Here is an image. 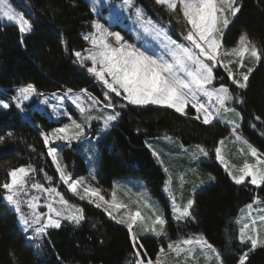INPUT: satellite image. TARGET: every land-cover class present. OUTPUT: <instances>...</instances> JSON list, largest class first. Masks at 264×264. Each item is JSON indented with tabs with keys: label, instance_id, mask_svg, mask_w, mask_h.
Segmentation results:
<instances>
[{
	"label": "snow or ice",
	"instance_id": "snow-or-ice-1",
	"mask_svg": "<svg viewBox=\"0 0 264 264\" xmlns=\"http://www.w3.org/2000/svg\"><path fill=\"white\" fill-rule=\"evenodd\" d=\"M155 3L163 6L170 14L168 23L148 17L143 8L135 6L134 0H122V3L116 5L117 12L122 15L126 11L127 19L133 24L135 40L131 42L124 39L120 32L111 31L113 25H106L102 18L90 22L91 31L82 34L88 47L80 51L74 50L71 54L75 58L74 64L84 68L101 85L103 96L97 98L86 89H81L78 93L67 89L62 94H51L55 103H50L47 97L40 100V104L46 105L52 114L58 117L67 116L69 120L50 131H41L40 135L47 148V155L59 175V180L55 183L66 185L67 190L80 200H87L95 207L102 208L111 220L127 229L133 248L129 264H167L170 256L176 258V264H197L201 255L209 264L212 260L216 264H224L222 253L203 234L176 241L169 240L167 248L161 246L153 260L143 250L140 238L142 233L167 237V220L162 209L150 198L138 193L137 207L133 210L128 203L118 200L115 187L108 199L101 194V189L88 184L85 178L74 179L60 162V147L64 143L70 146L74 141L83 140L86 128H91L93 121L100 123L95 139L97 144H101L121 119V111L118 109L122 110L128 105L158 106L173 109L182 116H188L190 111H194V115L189 118L206 126L217 121L230 126V137L234 138L232 142L246 145L247 154L252 160L244 159L240 165L230 164L224 154L228 137L217 142L214 149L215 159L224 166V170L236 185L247 182L257 187L264 186V155L239 134L241 125L238 120L243 117L233 106L243 105L246 101L224 82V77L218 79L216 76V71L223 69L232 85L237 89H246L257 66H264V47L254 42L247 33H242L234 46H224L225 30L240 11L238 0H155ZM91 10L100 15L97 8L93 7ZM173 19L177 22L182 19L184 22L180 40L173 39L170 34ZM0 21L17 27L21 44L25 42L24 37L34 29L30 19L17 11L11 0H0ZM61 43L67 47V42L63 39ZM34 95L44 96L43 93H38L32 83L22 85L16 89V95L10 100L0 99V109L8 110L14 103L15 108L23 112L24 102ZM65 99L70 100L79 111L80 121L63 110ZM255 119L261 118L256 116ZM13 137L11 131L0 135V144L6 138ZM165 139L171 137L165 136ZM145 145L163 163L160 153L153 148L152 143L145 141ZM89 150L93 153L97 151L94 145ZM239 152L243 154L244 149L240 148ZM201 157H210V151L202 145H196L191 159L199 163L202 162ZM164 170L166 173L169 171L167 168ZM39 171L43 172V169ZM36 173L37 169L31 163L20 165L8 169V179L0 183V189L5 193L2 199L14 209L17 223L22 226L23 231L30 233L27 235L28 240L45 237L49 229H60L64 221L79 226L86 220L82 207L70 203L58 187H45L35 179ZM92 178L95 179V176ZM45 179L50 185L53 184V177L46 173ZM177 179L179 189L182 190L184 174L181 173ZM214 180L215 177L209 173L207 181L200 180L198 184H193L192 196L186 201L182 194L178 199L176 192L172 191L171 177L165 181V191H172L171 212L178 224L196 219L193 211L194 196L198 190L209 187ZM31 190L42 194L47 211L39 210L41 196H29ZM24 197L28 199L25 200ZM262 202L264 201L258 197L254 198L252 203L246 205L249 211L236 220L239 225L237 239L246 248L238 255L236 264H250V254L257 248L264 247V209H256L255 215L252 211L254 205ZM22 203L27 204V212L22 211ZM141 203L142 208L148 210V215L144 214ZM138 228L142 229V233L137 231Z\"/></svg>",
	"mask_w": 264,
	"mask_h": 264
},
{
	"label": "trees",
	"instance_id": "trees-1",
	"mask_svg": "<svg viewBox=\"0 0 264 264\" xmlns=\"http://www.w3.org/2000/svg\"><path fill=\"white\" fill-rule=\"evenodd\" d=\"M134 3L142 6L155 21L168 23L171 19L168 11L155 0H134ZM11 4L21 10L24 6L30 10V14L25 15L34 29L21 44L17 27L0 21V99L10 100L16 95V89L27 83L34 84L38 93L86 89L101 97V85L84 68L74 64L75 58L71 54L85 46L81 33L91 28L93 15L87 2L11 0ZM238 4L240 11L226 29L224 41L235 43L242 33H247L264 47V0H238ZM183 23L182 19L171 22V32L176 38H180V34L175 30L181 28L184 31ZM62 39L67 42V47L61 43ZM216 76L218 79L224 77V82L244 97L245 104L233 105L243 117L239 134L264 155V66H257L246 89H237L221 69L216 71ZM23 107V112L17 110L14 103L8 110L0 109V135L9 131L14 134L13 138H6L0 144V183L8 179V169L31 163L37 169L35 179L45 187H58L69 202L84 209L86 220L79 226L64 221L60 229H49L45 237L30 241L17 223V214L2 199L4 190L0 189V264H129L133 248L127 229L111 220L102 208L80 200L67 190L66 185L55 183L59 175L47 155L40 133L49 131L57 122L28 103L24 102ZM118 110L121 119L98 144V163L90 174L92 183L102 193H108L116 178L144 179L151 193L161 198L169 240L175 241L174 238L181 234L201 233L222 253L224 264H236L238 255L246 250L237 239L239 211L256 197L264 201V186L247 182L236 185L215 159V146L230 129L219 121L206 126L189 118L191 113L182 116L164 107L128 105ZM256 116L261 119L256 120ZM165 136L174 137L185 146L202 145L210 151V157L198 165V172L201 180H208L209 173L215 180L195 194V220L178 224L165 204L161 185L166 174L145 146L147 138ZM71 148L72 145L60 147L65 153L60 162L73 176L82 175L87 172L82 157L76 156ZM45 173L53 177L52 185L45 179ZM256 205L264 208V202ZM22 211L27 212V207L23 205ZM140 243L152 259L160 244L166 245L165 240L156 236H141ZM249 262L264 264V247L254 250Z\"/></svg>",
	"mask_w": 264,
	"mask_h": 264
},
{
	"label": "rangeland",
	"instance_id": "rangeland-1",
	"mask_svg": "<svg viewBox=\"0 0 264 264\" xmlns=\"http://www.w3.org/2000/svg\"><path fill=\"white\" fill-rule=\"evenodd\" d=\"M85 1L89 5L90 10L93 7H95L100 12V15L98 16L96 12H93L91 10L92 15H93L92 20L93 19H101L102 18V22H104L106 25L107 24H112L113 25L110 28L111 31L120 32L121 35L124 37V39H126V40H128L130 42L135 40V33L133 31V24H132V22L130 20L127 19L128 13L125 11L122 15H120L117 12V9H116V5H119L120 3H122V0H85ZM135 6L143 8L142 6L137 5V4H135ZM13 7L17 11L22 13V14H25V13L30 14V10L26 6H24V10H21V9L15 7V6H13ZM145 12H146V10H145ZM146 15L148 17H150V15L147 12H146ZM1 22L4 23V24H9L6 21H1ZM178 29L179 30H175V32L180 34V38H176L172 34V32H170V34L172 35L173 39H178V40L181 39V33H182L181 31H183V30L181 28H178ZM89 31H91V28L89 30H86L83 33H81V36H82V34L87 33ZM82 38H83V36H82ZM223 43H224L225 47H229L230 48V47L234 46L236 42L230 44V43H226L224 41V39H223ZM86 47H88L87 42H85V46L82 49H84ZM82 49H76L75 51H80ZM248 63H249V66H251V62L249 61ZM221 70H223V69H221ZM79 91H73V92L74 93H78ZM63 92H59V93L62 94ZM52 93H56V92H52ZM52 93H43L44 96L34 95L33 97L30 98V100L25 101V103L30 104L31 107L46 112V114L51 119H54L57 122L56 124H54V125H52L50 127L49 131L52 128L59 127V126L65 124V123L69 122L67 116H59L58 117V116L52 114L51 110L48 109L46 105L40 104V100L44 99L45 97H47L49 99L50 103H55V101L52 100V98H51V94ZM90 94L95 96V97H97V98H102V96H103V93H102L101 97H98V96H96L93 93H90ZM63 110L67 111L69 113V115L72 116V118L80 121V119H81L80 113L75 108V106L71 103L70 100L65 99L63 101ZM189 113L194 115V111H190ZM229 118H232V117L229 116ZM238 122L241 123V120H238ZM226 126L230 129L229 134L226 136V137L229 138V140H228L226 146L224 147V154L227 157L228 162L230 164L240 165L244 159H249L251 161L252 158L247 154V146L243 145L242 143H233L232 141H233L234 138L230 137L231 127L228 126V125H226ZM99 129H100V123L97 122V121H93L91 128H86V136H85V138L83 140H81V141H74L71 144L72 145V148H71L72 151L76 153V156H77V154L81 155L84 167H86V170H87V172H84L82 175L81 174L80 175H75V176H73V178L75 179V178L83 177V178H85V180H86V182L88 184H91L93 187H96V188H98V187L95 186L92 183L91 178H90V174L95 169V167L97 166V163H98V151H99L98 148H99V146L96 143V139L95 138L98 136ZM89 141L91 143H89ZM145 141H149L150 143H152L153 148L157 152L160 153V160H162L163 163H160L157 160V158L152 155L154 157L155 161H157L163 167V170L165 168H167L169 170L167 173L164 170V172L166 174V178H165V180L163 182V185H161V189H162V193L164 195L165 204L168 206V208L170 210V213H171V217H172L171 200H170V195L172 194V191L176 192V195H177L178 199H179V197L182 194L183 199L185 201L190 196H192L193 184H198L199 181L201 180L199 172H198L199 171L198 165L202 164V162L205 161L206 159L201 157V161L202 162H199V163L193 161L191 159V153L195 149V146H185L184 144H182L180 141H178L174 137H171V139H165V137H154V138H147ZM93 145L95 146V148L97 150L96 153H93L92 151L89 150ZM67 146L69 147L68 144H65V143L63 144V147H67ZM240 148L244 149V153L243 154H241L239 152ZM150 152L152 154L151 150H150ZM64 154L65 153L62 152L61 149H60V158ZM69 157H72V156L70 155ZM194 166L197 167L198 169H195ZM221 166L224 169V166L223 165H221ZM193 169H195L196 171L195 172L191 171ZM181 173H183L184 176H185L184 187H183L182 190L179 189V181L177 179V177ZM170 177H171V180L173 182L172 186H171L172 191H167L166 192L165 191V181L168 180ZM248 179H250V178H248ZM114 187H115V190L117 191L118 200H120L122 202H125V203H128L130 205V208H132L133 210L137 207L136 201L138 200L137 194L139 193V194L145 195L146 197L150 198V200L153 203H155L160 209H162L163 214H164V207L162 205L161 198L158 197V196H154L151 193V191L148 188V186L146 185V182H145L144 179H142L140 177H132V176L119 177V178H116L114 180L113 189H114ZM113 189L111 191H109L108 193H102L101 192V194L104 195L106 198L110 199L111 198V192L113 191ZM31 195L41 196L39 210L47 211L46 207H44V197L42 196V194L40 192L36 191V190H31L29 192V196H31ZM24 199L27 200L28 197H24ZM23 205L27 207L26 203H23ZM140 206L142 208V203H141ZM256 209H264V208L260 207V206H257V205H254V208L252 210L253 211V215H255ZM142 210L144 211L145 215H148V210L143 209V208H142ZM248 211L249 210L247 208L241 209V211L239 213L240 214L239 217H241L242 215H244ZM16 219H17V216H16ZM20 228L22 229V226H20ZM22 231H23V229H22ZM137 231L142 233V229L138 228ZM24 234H25V236L27 238V235H29L30 233L26 234L24 232ZM198 234H201V233L188 234V235L181 234L179 236H176V238H174V239L176 241V240L181 239V238H187L189 236L198 235ZM141 236L155 237L154 235H152L150 233H148V234H143L142 233ZM158 238H161V240H165V242H166L165 246H164L163 243H161L160 247L163 246V247L167 248V243L169 242V239H168L169 237H158ZM170 240H172V239H170ZM154 259L155 258H153V260ZM180 259H182V257ZM167 264H176V258L170 256L168 258V260H167ZM197 264H209V262H207L204 259V257L201 255L199 257L198 261H197ZM210 264H216L215 260H212L210 262Z\"/></svg>",
	"mask_w": 264,
	"mask_h": 264
},
{
	"label": "crops",
	"instance_id": "crops-1",
	"mask_svg": "<svg viewBox=\"0 0 264 264\" xmlns=\"http://www.w3.org/2000/svg\"><path fill=\"white\" fill-rule=\"evenodd\" d=\"M240 213V212H239ZM240 214H238V217H239Z\"/></svg>",
	"mask_w": 264,
	"mask_h": 264
},
{
	"label": "bare ground",
	"instance_id": "bare-ground-1",
	"mask_svg": "<svg viewBox=\"0 0 264 264\" xmlns=\"http://www.w3.org/2000/svg\"><path fill=\"white\" fill-rule=\"evenodd\" d=\"M164 180H165V179H164ZM240 211H241V209H240ZM240 211H239V212H240Z\"/></svg>",
	"mask_w": 264,
	"mask_h": 264
}]
</instances>
